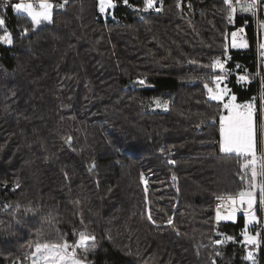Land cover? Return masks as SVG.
Listing matches in <instances>:
<instances>
[{
  "label": "trees",
  "instance_id": "trees-1",
  "mask_svg": "<svg viewBox=\"0 0 264 264\" xmlns=\"http://www.w3.org/2000/svg\"><path fill=\"white\" fill-rule=\"evenodd\" d=\"M13 1L0 5L13 41H0V264H31L36 242L81 231L95 236L90 264H251L246 215L215 217L216 196L251 178L220 151L222 103L204 85L214 58L230 56L250 71L230 80L237 100L258 95L253 14L229 23L223 0H184L198 9L188 19L178 0H116L105 19L99 0H54L37 26ZM239 27L246 49L230 46ZM262 132L257 153L264 114ZM220 234L232 239L216 244Z\"/></svg>",
  "mask_w": 264,
  "mask_h": 264
},
{
  "label": "snow or ice",
  "instance_id": "snow-or-ice-1",
  "mask_svg": "<svg viewBox=\"0 0 264 264\" xmlns=\"http://www.w3.org/2000/svg\"><path fill=\"white\" fill-rule=\"evenodd\" d=\"M67 0H65V3ZM127 3V0H124ZM228 6V21H233L234 15L237 13L236 5H241L240 12H251L255 14V10L260 4V0H223ZM156 4V0H145L146 8H153ZM63 4L59 7L63 8ZM113 0H99V10L101 13H105L108 9L114 7ZM178 6L179 0H178ZM56 5L51 0H36V3H17L14 8L17 12H23L31 18L33 25H41L44 22H51L53 20V11ZM159 10V9H157ZM5 19L0 17V27L4 26ZM28 28L23 29V33L27 34ZM239 33H243V29L238 30ZM231 35V47L232 48H244L247 47V43L238 36L237 32H233ZM0 41L3 43L11 44V33L5 32V35L0 36ZM264 47V46H262ZM226 61H222L219 57L214 58L212 67L220 69L224 72V75H214L211 77L214 87H208L205 84V88L208 91L209 98L214 101H224V97L229 95L226 88H221L220 83L226 79L227 70L225 69ZM242 80H246V77H241ZM143 81H141L142 83ZM236 96L231 95L227 102H223V108L228 110L227 116H220V150L224 153H235L238 157L242 158L240 167L245 169V175L250 176L247 189L240 190L236 195H223L217 196L216 199L224 202V206L228 209L226 215H221L220 205L217 206L216 219L217 221L233 220L236 212L246 203L247 209L245 210L249 218V222H255L256 216L253 211V205L256 203L257 196L255 189H259L260 202L264 203V183L254 184L257 175L264 176V156L258 157L256 155V141H255V123L254 113L255 106L251 102H246L242 105L236 104ZM157 106L166 107V102L161 105L157 101ZM261 169L258 173L257 167ZM175 163V161H172ZM241 180L245 177L241 176ZM141 179L144 180L147 185V180L144 178V174L141 173ZM18 186V185H17ZM147 192V187H145ZM149 219H151V211L149 210ZM155 223V221H153ZM168 223L172 224L171 218L168 219ZM256 236H249L244 233V240L247 244L258 246L259 241ZM231 240L232 237H226ZM216 244H221L223 241L217 240ZM81 250L82 255H77V250ZM95 250V236L87 231H81L78 233V239L74 243H69L67 240L61 238L58 243H41L36 242L30 252L26 255L27 259L31 260V264H86V255L89 251ZM249 261H253L254 255L252 251H249L246 257Z\"/></svg>",
  "mask_w": 264,
  "mask_h": 264
},
{
  "label": "built area",
  "instance_id": "built-area-1",
  "mask_svg": "<svg viewBox=\"0 0 264 264\" xmlns=\"http://www.w3.org/2000/svg\"><path fill=\"white\" fill-rule=\"evenodd\" d=\"M27 2H33L36 3V0H25ZM13 0H0V5H7L12 4ZM24 2V0H16L17 3ZM178 11L181 14H184L187 17L194 18L198 9L195 6V4L192 1H184L179 0ZM241 5L237 4V10H239ZM263 9H264V0H260V4L255 10L254 20L256 24V32H257V43H256V55H257V61H258V72L257 76L260 80H262L264 76V38L262 37L263 34V26H264V16H263ZM229 63H235L236 64V70L230 71L227 73L226 80L230 82L232 79V76H235L238 81H240V78L242 76H248L250 75V71L248 67L240 61H232L231 58L228 60ZM240 67L245 68L244 72H241L239 70ZM223 196V195H218ZM217 197V196H216ZM216 208L218 205H220V208H223L224 202L219 201L215 198ZM247 204L245 203L240 209V213L245 214L247 209ZM253 211L255 212L256 220L255 222H251L250 225V232L258 238L259 244L258 246H253L247 244L248 251H252L254 255V264H264V203L257 202L253 205ZM251 264H253V261H251Z\"/></svg>",
  "mask_w": 264,
  "mask_h": 264
},
{
  "label": "rangeland",
  "instance_id": "rangeland-1",
  "mask_svg": "<svg viewBox=\"0 0 264 264\" xmlns=\"http://www.w3.org/2000/svg\"><path fill=\"white\" fill-rule=\"evenodd\" d=\"M51 2L54 4V0H51ZM158 2H159V0H156V4H155V6L153 7V8H146V6H145V0H144V6H145V8L146 9H151V10H156V6H157V4H158ZM24 3H33V2H27V1H25L24 0ZM113 3H114V7H112V8H110V9H108L105 13H101V16L102 17H104L105 19H110V18H114L115 17V15H114V10H115V8H116V0H113ZM179 12V11H178ZM23 13V12H22ZM238 13H244V12H240L239 10H237V13L236 14H238ZM25 14V13H24ZM236 14L234 15V17L236 16ZM252 14V13H251ZM234 17H233V20H234ZM186 18H188V19H191L190 17H187L186 16ZM243 29V33H239V29ZM233 32H237L238 33V36H240V37H242V39L247 43V47H248V41H247V39H246V34H245V31H244V28L243 27H239V28H236L234 31H232V33ZM263 34H264V26H263ZM262 37L264 38V35H262ZM229 42H230V46H231V36H230V39H229ZM247 47H244V48H234V49H246ZM232 48V47H231ZM229 58H230V56H227L225 59H221L222 61H226V63H225V69L227 70V73L228 72H230V71H234V70H236L237 68H233V69H230L229 70V68H228V60H229ZM213 70H214V72H215V75H224V72L223 71H221L220 69H216V68H214L213 67ZM242 77H246L247 79L246 80H242L241 78H240V83H246V82H248L249 81V78H248V76H242ZM141 81H143V80H140L139 82L141 83ZM143 83V82H142ZM259 93H258V95L256 96V97H254V98H252L251 100H249V101H246V102H251V103H253L254 104V106H255V113H254V123H255V129H256V132H255V141H256V155L257 156H264V152H261V153H257L258 152V148H257V143H258V141H259V139H258V132L260 131L261 132V138H260V140H262V138H263V132H262V121H263V114H264V76H263V78H262V80H260L259 79ZM208 85V87H214L215 85H214V83H213V81H212V83H210V84H207ZM220 87L221 88H226L227 90H228V93H229V95H226L225 97H224V101L223 102H227L228 100H229V98H230V96L231 95H234L233 94V92H232V89H231V86H230V82L229 81H227L226 79L225 80H223L221 83H220ZM157 101H159L160 103H161V105H163L164 104V102H162V101H160V100H156V101H154L153 103H152V105H151V108L152 109H154V110H160V111H164V110H166L167 109V106L166 107H164V106H157ZM220 102V101H219ZM223 102H221L222 103V111H221V116L223 115V116H227L228 115V110L227 109H225V108H223ZM246 102H239L238 100H237V97H236V101H235V103L236 104H240V105H242V104H244V103H246ZM260 113V119H259V122H257V119H256V114L257 113ZM219 146H220V143H219ZM259 161H258V167H257V171H258V173H259V171L261 170L260 168H259ZM253 183L254 184H260V183H264V176H260V175H257V177H256V179H255V181H253ZM255 191H256V196H257V200H256V203L257 202H260V192H259V189L257 188V189H255ZM227 194H229V193H222V194H220V195H227ZM231 195H236V194H231ZM216 212H217V208H216ZM227 212H228V209L225 207V206H223V208H221V215L223 216V215H226L227 214ZM242 213H240V211L238 210L237 212H236V214H235V218L233 219V220H224V219H221V220H219V221H235L236 219H237V217L239 216V215H241ZM245 215H246V227H245V230H244V233L246 232L247 233V235H249V236H254L251 232H250V225H251V223L249 222V218H248V216H247V213H245ZM215 217H216V214H215ZM217 220V219H216ZM220 236V239L219 240H221V241H223V242H225L226 240H228V239H226V237L227 236H225L224 234H220L219 235ZM245 241V240H244ZM246 243V242H245ZM246 247H247V243H246ZM249 252V251H248ZM77 255H82V253H78V250H77ZM91 262L87 259V255H86V264H90Z\"/></svg>",
  "mask_w": 264,
  "mask_h": 264
},
{
  "label": "crops",
  "instance_id": "crops-1",
  "mask_svg": "<svg viewBox=\"0 0 264 264\" xmlns=\"http://www.w3.org/2000/svg\"><path fill=\"white\" fill-rule=\"evenodd\" d=\"M221 151V150H220ZM222 152V151H221ZM259 157V156H258Z\"/></svg>",
  "mask_w": 264,
  "mask_h": 264
}]
</instances>
